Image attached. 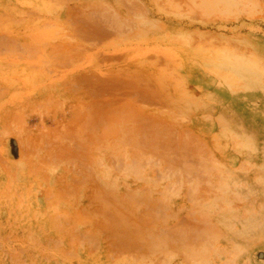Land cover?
Instances as JSON below:
<instances>
[{
    "label": "rangeland",
    "instance_id": "374dc122",
    "mask_svg": "<svg viewBox=\"0 0 264 264\" xmlns=\"http://www.w3.org/2000/svg\"><path fill=\"white\" fill-rule=\"evenodd\" d=\"M0 264H264V0H0Z\"/></svg>",
    "mask_w": 264,
    "mask_h": 264
},
{
    "label": "crops",
    "instance_id": "0c3cea01",
    "mask_svg": "<svg viewBox=\"0 0 264 264\" xmlns=\"http://www.w3.org/2000/svg\"><path fill=\"white\" fill-rule=\"evenodd\" d=\"M210 10V9H209Z\"/></svg>",
    "mask_w": 264,
    "mask_h": 264
}]
</instances>
